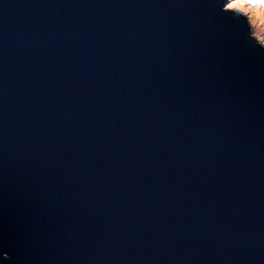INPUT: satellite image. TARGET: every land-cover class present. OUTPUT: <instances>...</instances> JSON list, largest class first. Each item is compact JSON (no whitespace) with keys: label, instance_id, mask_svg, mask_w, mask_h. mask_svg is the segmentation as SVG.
<instances>
[{"label":"water","instance_id":"95a60500","mask_svg":"<svg viewBox=\"0 0 264 264\" xmlns=\"http://www.w3.org/2000/svg\"><path fill=\"white\" fill-rule=\"evenodd\" d=\"M0 264H264V48L222 0H0Z\"/></svg>","mask_w":264,"mask_h":264},{"label":"rangeland","instance_id":"374dc122","mask_svg":"<svg viewBox=\"0 0 264 264\" xmlns=\"http://www.w3.org/2000/svg\"><path fill=\"white\" fill-rule=\"evenodd\" d=\"M224 9L228 11H238L247 21L250 27L251 35L253 38L264 48V30L259 28L260 22H255L256 14L255 9L260 7L259 0L257 3H252V0H222ZM230 4H235L236 7L230 8ZM264 5H262L263 7ZM261 7V8H262ZM261 31H258L260 30Z\"/></svg>","mask_w":264,"mask_h":264},{"label":"bare ground","instance_id":"6f19581e","mask_svg":"<svg viewBox=\"0 0 264 264\" xmlns=\"http://www.w3.org/2000/svg\"><path fill=\"white\" fill-rule=\"evenodd\" d=\"M262 5L260 7H257L255 9V14H256V18H255V22H260V25L258 26L259 28H261L262 30H264V6L262 7ZM258 30V31H261Z\"/></svg>","mask_w":264,"mask_h":264},{"label":"snow or ice","instance_id":"6c2138e0","mask_svg":"<svg viewBox=\"0 0 264 264\" xmlns=\"http://www.w3.org/2000/svg\"><path fill=\"white\" fill-rule=\"evenodd\" d=\"M257 2H258V0H252V3H254V4L257 3ZM259 3L261 5H264V0H259ZM229 7L233 8V7H236V5L235 4H230Z\"/></svg>","mask_w":264,"mask_h":264}]
</instances>
